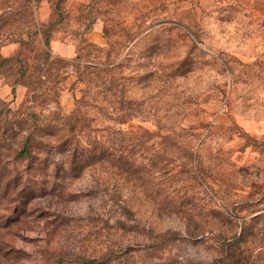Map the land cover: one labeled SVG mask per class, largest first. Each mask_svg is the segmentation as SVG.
Here are the masks:
<instances>
[{"label":"rangeland","instance_id":"374dc122","mask_svg":"<svg viewBox=\"0 0 264 264\" xmlns=\"http://www.w3.org/2000/svg\"><path fill=\"white\" fill-rule=\"evenodd\" d=\"M16 53L0 62V264H223L233 236L264 264V0H0V57ZM90 121L131 172L90 170ZM29 132L77 146L76 170L30 180L11 150Z\"/></svg>","mask_w":264,"mask_h":264},{"label":"trees","instance_id":"16d2710c","mask_svg":"<svg viewBox=\"0 0 264 264\" xmlns=\"http://www.w3.org/2000/svg\"><path fill=\"white\" fill-rule=\"evenodd\" d=\"M53 23V20H50L46 23H41L40 25L43 38V47L41 48L40 53L44 58H48L50 56L48 50L50 48L49 29L50 27H52ZM20 43L25 44L26 42L24 39H21ZM17 56L18 54L16 53L11 58L0 57V62L15 59ZM125 120L126 119L120 118L117 120V122L124 123ZM77 124L79 125V127H81L83 121L77 120ZM79 127L73 125V129H71V132H77L76 130H79ZM140 129H142L143 131L141 137H144L146 135L150 136L152 134H159L157 131L155 132L144 128ZM99 130L101 129L92 128L90 121V170H93L98 165H109L110 168L120 173L125 174L127 172H131L133 170V167L135 166V163L127 161V154L124 153L125 147L124 145H122L121 140H119L118 143H114V140H103V137L98 138L95 132ZM123 131L124 130L120 129L117 132L122 133ZM32 133L33 132H29L24 137V139L18 143L19 145L11 149L13 152V157L28 159L31 166H29L28 168V171L30 173H26V176L30 180L37 181L40 179V182L45 184V188L53 187L54 185H56V176L60 168L67 169V171L76 170L78 148L77 146L71 147L70 143L67 146L62 147L64 144L60 143L59 139H56V141L54 142L47 138L37 139L33 137ZM107 142L110 143L107 144ZM57 153L59 154V157H57L56 161L54 154ZM50 165L54 166V169L52 170L54 173L52 174L48 173L46 170V167ZM79 173L81 172L79 171ZM93 184L94 186H91L90 192H92V189L101 186L103 184V181L100 178H95ZM240 244H242L241 239L237 236H233L228 243H224L222 245L219 261L223 264H250V260L246 256L247 250L242 248Z\"/></svg>","mask_w":264,"mask_h":264}]
</instances>
